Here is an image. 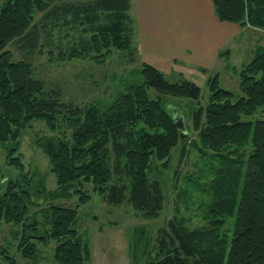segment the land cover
<instances>
[{
	"label": "trees",
	"instance_id": "16d2710c",
	"mask_svg": "<svg viewBox=\"0 0 264 264\" xmlns=\"http://www.w3.org/2000/svg\"><path fill=\"white\" fill-rule=\"evenodd\" d=\"M212 3L220 20L264 30V0ZM129 7L130 0L0 2V146L8 164L18 169L0 184V224L21 225L13 237L27 264H38L37 242L45 239L56 242L57 264L91 260L87 232L77 227V209L51 202L32 213L38 205L33 195L54 200L75 194L81 204L89 199L85 185L90 183L109 204L125 201L147 216L160 208L152 165L165 163L188 134L185 124L183 130L175 124L174 107L163 105L160 94L199 101L200 87L184 77L169 80L144 62L142 81L126 85L104 106H82L61 99L55 89H44L43 80L34 75V55L44 49L59 60L89 57L101 62L113 48L133 54ZM9 44L16 45L18 59ZM237 76L238 94L221 87L217 75L209 76L208 101L193 110L197 149L214 167L205 223L189 230L169 219L156 236L155 254L142 264H264V118H243L264 112V45L256 47ZM149 88L158 94L150 97ZM35 120L52 131L62 125L70 129L68 135L62 131L39 141L55 175L53 189L42 178L33 183L15 156L17 146L7 145ZM0 264L19 263L0 246Z\"/></svg>",
	"mask_w": 264,
	"mask_h": 264
},
{
	"label": "rangeland",
	"instance_id": "374dc122",
	"mask_svg": "<svg viewBox=\"0 0 264 264\" xmlns=\"http://www.w3.org/2000/svg\"><path fill=\"white\" fill-rule=\"evenodd\" d=\"M255 39H258L257 42ZM233 42L235 43L230 47L229 55L223 54L213 67L209 65L205 70L187 61L183 63L179 59L174 60L164 55H150L139 48L140 45L134 38L133 54L113 48L101 62L89 57L59 60L48 55L46 49L34 55V75L43 80L44 89H55L60 92L61 99L71 100L82 106L93 102L104 106L119 92L124 91L126 85L142 81L141 69L144 62L154 65L169 80L184 77L200 87L199 101L159 93L163 105L173 106L175 116L182 118L188 128V134L171 149L165 163L155 162L152 165L151 178L155 177L159 182L161 194L160 208L156 215L136 213L125 201L118 206L109 204L92 189L90 183L85 185L89 199L81 204L75 194L54 200L33 195V200L38 205L32 207V213L33 210L51 202L77 209V227L87 232L90 242L91 260L88 264H142L155 254L156 236L169 219H178L189 230L205 223V204L211 199L209 183L214 167L197 149L199 128L194 127L193 110L199 105L204 106L208 101L209 89L206 79L209 76L217 75L221 87L240 93L237 76L239 67L249 61L258 45H264V30L258 31L256 27H250L249 31L244 30L240 38L233 39ZM7 48L13 52V59L20 57L15 44H9ZM55 53L54 49L53 54ZM223 64L228 67L225 68ZM148 90L150 97L158 94L154 88ZM246 117L252 120L264 118V112L258 111L253 115L243 116ZM69 130L62 125L60 130L52 131L43 121L35 120L22 130L16 141L7 143L9 146H17L15 156L19 157L23 172L32 178L33 183L42 178L48 189L55 188V175L49 169L47 155L39 141L45 136L61 135L62 131L68 135ZM16 174L18 169L8 164L6 150L0 146V184H4L5 179ZM32 213L29 220L33 218ZM20 228V224L1 223L0 246L7 247L9 254L14 256L19 264H27L29 260L19 254L16 249L17 239L13 237L14 232L19 233ZM38 232L43 235L44 228L40 226ZM45 240L37 242L38 264H57L53 259L56 242ZM146 244L148 251L145 250Z\"/></svg>",
	"mask_w": 264,
	"mask_h": 264
},
{
	"label": "crops",
	"instance_id": "0c3cea01",
	"mask_svg": "<svg viewBox=\"0 0 264 264\" xmlns=\"http://www.w3.org/2000/svg\"><path fill=\"white\" fill-rule=\"evenodd\" d=\"M129 15L133 38L144 52L187 61L202 70L229 55L233 39L251 27L220 20L212 0H130Z\"/></svg>",
	"mask_w": 264,
	"mask_h": 264
},
{
	"label": "water",
	"instance_id": "95a60500",
	"mask_svg": "<svg viewBox=\"0 0 264 264\" xmlns=\"http://www.w3.org/2000/svg\"><path fill=\"white\" fill-rule=\"evenodd\" d=\"M178 119H179V121H178ZM175 124H176L177 126H179L182 130L184 129V123H183L181 117H176V116H175Z\"/></svg>",
	"mask_w": 264,
	"mask_h": 264
}]
</instances>
